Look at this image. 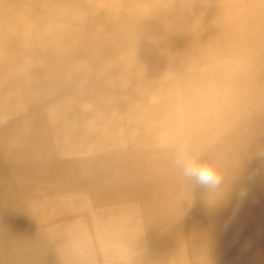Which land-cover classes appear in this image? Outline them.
Returning a JSON list of instances; mask_svg holds the SVG:
<instances>
[{"label":"bare ground","instance_id":"obj_1","mask_svg":"<svg viewBox=\"0 0 264 264\" xmlns=\"http://www.w3.org/2000/svg\"><path fill=\"white\" fill-rule=\"evenodd\" d=\"M0 264H264V0H0Z\"/></svg>","mask_w":264,"mask_h":264},{"label":"clouds","instance_id":"obj_2","mask_svg":"<svg viewBox=\"0 0 264 264\" xmlns=\"http://www.w3.org/2000/svg\"><path fill=\"white\" fill-rule=\"evenodd\" d=\"M159 144L163 150L173 152L175 163L186 178L195 180L204 188L220 187L223 180L221 173L212 164L202 162L192 155L191 143L179 128L162 132ZM241 195H246V192L242 191Z\"/></svg>","mask_w":264,"mask_h":264}]
</instances>
